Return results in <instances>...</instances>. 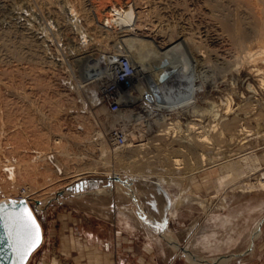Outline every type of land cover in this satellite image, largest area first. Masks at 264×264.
<instances>
[{"label": "rangeland", "instance_id": "rangeland-1", "mask_svg": "<svg viewBox=\"0 0 264 264\" xmlns=\"http://www.w3.org/2000/svg\"><path fill=\"white\" fill-rule=\"evenodd\" d=\"M85 2L86 4L83 5L86 10L83 9V12L88 11L87 17H92L88 19L89 22L81 16L79 9L83 5L78 4V0H0V29L3 27L0 32H4L2 34H5L4 38L6 40L9 38L7 41L11 42L12 40L11 43L17 48L16 51H18L16 52L17 54L13 53L15 56H12V54L9 56L5 51V47L2 46L1 49L0 46L2 50L0 51V86L3 85L0 91V198L20 195V186L30 185V187L34 188L32 190L35 197L31 199V204L43 226L44 232V240L41 246L32 254L27 264H105L107 261L103 258H98L96 246L89 243V239L83 229V225H88L96 220V216L93 214L97 210L94 208L96 197H102V208H110L114 204L117 205L118 210L119 207L120 209H124L122 207L126 208L127 206L131 212L134 210L132 206H128L127 204L125 206V203H122L120 196H118L124 195L123 191L132 194L135 191L140 193V203L147 206L148 210H152L153 204L150 201L149 195L157 193V196H160L156 202L159 206L157 217L163 220L168 209V201L171 198L164 185L158 182V178L166 176V179H170L173 175L178 176L176 178L179 180L177 184L170 182L172 184L170 186L174 190L173 192L178 194L194 193L195 201L189 204L188 208L182 206L183 216L181 219L171 222V230H169L171 233L174 232L178 237L180 236L181 242H186L192 236L195 237L202 233L205 227L206 230L217 229L218 235L221 237H225L229 233L234 234V229H239L243 231L242 237L236 244L227 245V248L222 252L216 253L209 250H200L199 248H194V252L203 258L222 255L220 259L223 262L218 264H264V209L263 211L258 209L252 212L250 219H246L248 212L243 210L235 222L226 229L216 225L214 219L211 218L214 214L227 213L233 211L235 208L242 209L247 205L264 199V190L257 189L260 188L258 181L264 171V112H262L264 111V83L261 81L264 79V58L255 56L257 58H253L256 59L255 61L240 62L237 65L238 68L235 66L234 69H225L222 64H219L222 62L221 55L219 54L225 52V48L228 47L227 41L225 39V41L222 40L223 42L219 40L221 42L219 44L212 41L213 37L217 36L216 30L218 26L216 21H213V18L206 14V8L202 0H86ZM129 2L136 5L139 4L142 7L150 6L151 9L156 8L158 10L159 8L158 12L157 10L155 12L151 11L150 15L154 14L153 16H149L154 21L155 26L153 28L157 27V32H159L160 28H164V30L175 29L176 36L174 42L186 38L188 59L190 65L193 67L194 75L189 77V80L182 77L179 79L175 78L174 85L172 84V87L169 86L170 94H167V97L171 100L178 98H186L187 100L194 95V98L191 103L174 109L153 108L152 112L158 117L162 118L165 115L168 121L180 119L184 131L179 132L178 136L173 135L176 133L174 132L173 136L168 135L170 138L167 136L168 139H163L164 141L162 140V142L160 141L161 139H155V142L158 141L161 144H156L158 145L157 147L156 145L155 147H150L147 153L151 152L150 156L143 161L147 166L145 169L148 168L147 174L150 176L131 175L132 177L129 180L137 178L134 179L130 186H127L125 183H120L113 179L114 171L120 172L122 174L120 176L123 178L130 176V172L142 174L143 171L137 172L133 169L135 166L131 165V163L127 164L130 160L132 164L142 161L141 159L138 160L135 155L133 157L137 160L132 156H127L129 153H126L124 157L117 155L108 136L113 127H120L113 124L112 121L115 116L119 115L125 105H122L120 110L113 112L106 103L100 100V85L102 83L97 80V82L88 84V77L85 74V67L87 65L85 63L88 64L93 58L99 57L104 52L106 55L111 56L113 51L117 53L124 51L125 46L123 42L116 39L117 36H115L117 31L120 30L117 27H115L116 29L111 27L110 31L115 30L116 34L111 32L112 36L107 37V48H103L102 43L98 42V40L100 41L101 37L105 35L101 33H106V31L101 30L99 21L106 14H109V8L112 4L118 5L119 3V5H122L121 3H123L124 7H127ZM152 4L155 6L153 7ZM157 4L160 5L157 6ZM56 11H59L57 14L62 19L55 17ZM159 12L163 14L160 16L158 15ZM157 16L160 17L158 18ZM214 22L216 25L213 24ZM94 24H96V29L98 27V31L94 30ZM5 31L8 32L5 33ZM152 31L155 32L154 29ZM113 34L115 37H113ZM11 35L12 37H10ZM25 36L29 39V42ZM249 37L247 43L252 49H256L261 44H264V38L256 34H252ZM0 38V43H2V39H4L3 35ZM25 40L26 47H24ZM32 40L34 41L33 43ZM21 41L24 43H21ZM119 43L121 45L120 50L119 48L117 49ZM2 44L4 45V41ZM22 45L24 46L22 47ZM26 49H31L34 56ZM24 51H27V53ZM218 51L220 52L219 54ZM22 54L26 55V58ZM38 54L42 56L40 55L41 57H39ZM19 56H22V58H19ZM29 57L32 59H29ZM78 84L83 85L81 93L77 92ZM76 96L79 101V107H75L72 100ZM24 102H26V105ZM27 102L30 103L28 104ZM229 103L232 105V111L226 115H237L246 130H244L243 135L241 134L238 139H233L229 143L224 141L225 144L221 141V144L218 143L220 148L217 147V144L215 145L217 148H210L208 150L209 158L206 161L202 160L204 161L202 165L199 157V152L202 150L201 147H194V152H191V148H186V140L187 136H189L187 135L189 132L187 124L190 121H195L203 125L205 124L206 129H209V126L211 129L212 125L210 123L215 124L217 121L214 120L212 113L210 114V110L212 108H219L221 112H224ZM57 105L61 106L58 112L54 110V107ZM133 106L142 114L144 123H148V120L151 119L152 123L150 124V129H148L146 140L153 139V136L155 137L164 127L163 123L158 121L153 122V118H151L153 114L149 113V109L140 103H134ZM29 109H32L33 112ZM79 109L88 116V119L78 116L77 110ZM201 111L203 112L202 114ZM28 113H32L31 116H33L34 122L38 126H34V122L30 123ZM42 115L43 118H41ZM84 120L90 122L88 129L90 132L93 129L101 128L100 130H103L104 139L106 138L105 144L109 148L108 153H111L109 156L108 153L103 155L100 151L99 137H96L95 145L80 141V135L84 134L86 130ZM135 120L139 119H133L134 122H136ZM51 124H57V129H61V131L53 128ZM38 130L40 134L44 130L49 135L50 149L46 142H40ZM71 132L75 136H71ZM57 133L64 135V140L60 141L63 145L60 142L56 143L54 138L58 136ZM67 136L71 144V151L78 153L72 154L69 158H64L60 156L64 148L62 147L64 146V142L68 141ZM182 137H186V139L183 140ZM173 138L175 139L172 141ZM51 140L55 142L53 143ZM130 141L133 140L131 139ZM46 145L47 147H45ZM42 148L45 149L44 152ZM58 150L61 151L59 152ZM38 151L40 152L39 154H46V159L35 160L36 156L39 155L36 153ZM81 152H83L82 155L90 154L91 156L81 159L79 156ZM163 153L166 157H163ZM173 154H179L178 156L183 159L182 164H185L184 168L180 170L174 168V164L171 161ZM227 159L229 162H234L238 165L235 170L224 174L218 162H227ZM8 160L13 162V171L15 170L17 178L22 179L18 181L19 183L16 187L12 188L3 187V175H1L4 169H7L4 164ZM29 161L33 163L31 172L26 174L28 176L20 175V168L23 169L24 164ZM33 161H35L36 166ZM205 163L208 165L205 166ZM203 167H208V169L201 171ZM193 173L195 174L194 176ZM81 180H84L85 187L84 189H77L75 185ZM125 181L127 182L128 180L125 179ZM247 182L254 184L255 189L243 191L247 188ZM222 185H224V189L218 191V187ZM92 187L94 190H92ZM64 189H67V191L61 194L60 192ZM163 189L167 192V196L164 194L165 191ZM82 190H88L89 192L81 193L80 191ZM218 196L221 198H218ZM200 197L206 198V208H203L198 202ZM39 199L40 203L38 204L36 200ZM151 214L149 213V216ZM210 215L212 216L210 217ZM258 220L260 222L256 223ZM259 226L262 231L255 238V252L250 253L251 250L248 251L247 249L250 247L249 244L252 241V236L256 233ZM126 235L122 234L121 236L125 237ZM140 238L142 240V235ZM195 238L194 242L196 241ZM168 253L177 254L175 260L168 263V260L161 259L159 264H199L187 260L184 254L175 252L171 247ZM226 257L229 258L224 259ZM110 263L117 264L116 261ZM146 263L147 260L142 259L139 263L135 264Z\"/></svg>", "mask_w": 264, "mask_h": 264}, {"label": "bare ground", "instance_id": "bare-ground-1", "mask_svg": "<svg viewBox=\"0 0 264 264\" xmlns=\"http://www.w3.org/2000/svg\"><path fill=\"white\" fill-rule=\"evenodd\" d=\"M85 1L86 0H84V2ZM159 1H161V0H159ZM202 1L204 2V6L206 8V14L209 17L213 18L212 20L213 21L215 20L216 24L218 26L217 30H216L217 31L216 32L217 36L215 35L216 37H213L212 41H215L214 43L218 42V44H219L220 41L223 42L222 40H224V39L227 41L228 47L226 46L227 48H225V52H224V50H223L224 53H222V52L220 53L218 51V54L220 53L219 55H221L220 57L222 59V62H220V63L218 62L219 64H222V66L225 69L226 68L227 69H232V68L234 69V67L239 65L240 62L245 63V62H250L252 60L255 61L257 59L255 56H261V57L264 58V44H261L256 49H252V48H250L249 44L247 43V41H249L248 38H250L249 36L252 35V34H256L259 37L264 38V0H202ZM81 2H83V0H78V4H81ZM84 2L81 5L86 4V2L85 3ZM47 4H49V3H47ZM78 4H77V6H78ZM121 4L122 5H119V3H118V5L117 4H112L111 7L109 8V14L108 15L106 14L105 17H102L101 20L99 21V25L101 27V30L106 31L107 35H106V33H101L100 32L101 34H103V35L105 34V35L102 36L99 33L100 36H102L104 38H102V37H101V39L98 38V39H100V41L98 40V42H101L103 48L106 49L107 45H108L107 37H111L112 36L111 32L115 33V30L110 31L111 27H114V28L117 27L118 29H120L119 31H117V34L115 33L116 34L115 36H117L116 39H118V40L123 42V44H124V46L126 48V49L124 48L123 52L130 57L133 65L135 67L134 73L130 76V81L128 83V84H130L129 91L126 92V95L122 96V98H121L122 105H125V107L123 109H121V112L119 113V115L117 117L115 116L114 120L112 121L113 124L119 125L121 128L123 127V129L126 130L127 136H128V143L127 144H125L124 146L113 147L115 153L117 155H121L123 157H124V155H126V153H129V155H127V156H129V157L132 156L133 157L135 155L136 158H138V160L141 159V161H142V162L139 161L140 163L139 162L136 163L132 159L136 163V164L134 163L135 165L132 164V162H130L131 160L129 161V163H127V164L131 163V165L135 166V168H133L135 171H137V172L138 171L139 172L143 171L142 174H138V173L136 174V173H131L130 172V174H129L130 176L123 178V177L120 176V175H122L120 172L114 171V173H113L112 177H113L114 180H117L120 183H125V179H127L128 181L125 184L127 186L128 185L130 186V184L133 183L134 179L137 178V177H135V178H132V179L129 180L130 177H132L134 175H141V176H147V177L150 176L149 174H147V169L148 168L145 169L147 166H146V164L143 161L145 160V158L150 156L149 154L151 152L149 154H147L149 152L150 147H152V146L155 147V145L158 144V143L161 144L158 141L155 142V139H157V138L161 139L160 141L162 142V140L166 139L168 135H172L174 132H176V133H174L173 135H177L179 132H183L184 131V128L182 127L183 124H182L180 119H178L176 121L175 120L174 121H168V120H166L167 118L165 117V115L162 118L158 117L155 113L152 112L153 108L174 109L176 107L191 103L193 98H194V95H192L191 97H189L190 99L188 98L187 100H186V98H178L176 100H171L170 98L167 97V94H170L169 85H166V86L163 85L162 86V85L157 84V77L161 73H163L165 71H173L172 75H174V77L177 78V79H179L180 77L188 79L189 77H192L194 74H193V69H192L193 67H192V65H190V62H189V59H188L189 58V54H188V46H187L186 38L182 39L181 41H175L174 42V38L176 36L175 29L164 30V28H160L159 32H157V27L153 28V26H155V24L153 23L154 21H153L152 17L150 18L149 16H153V14H154L153 12H155V10H157L156 8L151 9L150 6H149L150 8L148 6L147 7H145V6L142 7L139 4L136 5V4L130 3V2H129V4H127L128 5L127 7H124L123 3H121ZM81 5H79V6L81 7ZM141 5H142V3H141ZM159 5L157 4V6H159ZM152 6H153V4H152ZM83 9H84V5H83L82 8L79 9V12H81L80 13L81 16L85 20L88 21V19L92 18V17H87L88 16L87 15L88 11L87 12L85 11L86 12L85 13L83 11L86 10V9H84V10ZM158 10H159V8H158ZM158 10H157V12H158ZM151 11H153L152 12L153 14L150 15ZM53 12H55V11H53ZM161 12H159L160 14L158 13V15L161 16L163 14V13L161 14ZM57 13H59V11L58 12L56 11L55 17H60V15L57 14ZM7 21H9V20H7ZM59 21H60V19H59ZM213 21H211V22H213ZM213 24H215V22ZM94 25H95L94 26L95 27L94 30L98 31V27L96 29V24H94ZM107 27H110V28H107ZM153 29H154L155 32L152 31ZM5 30H6V28H5ZM64 30H67V29H64ZM2 32H0V36L3 35V38H4L5 34H2ZM6 32H8V31H5V33ZM7 36H8V33H7ZM68 36H69V34H68ZM115 36L113 34V37H115ZM10 37H12V35ZM25 38L27 39V41L29 40L26 36H25ZM4 39H2L4 41V45L2 44L3 41H2V43H0V44H2V45H0L1 49H2V46H4L5 47V51H6V53L9 54V56L11 54H12V56L13 55L15 56V54H17L16 52H18V51H16L17 48L14 47L13 43H11L12 40L10 39L11 42H9V41H7L9 38L7 40L6 39L4 40ZM22 41H24V40H22ZM22 41H21V43H24ZM33 42L34 41L32 40V43ZM96 42H97V40H96ZM38 43H40V42H38ZM34 45H35V43H34ZM23 46L24 45H22V47ZM26 46H27V44H26V40H25V46L24 47H26ZM103 48H101V49H103ZM215 48H216V46H215ZM1 49H0V51H2ZM35 49H37V48H35ZM27 51H24V52L27 53ZM29 51H30L29 53H31L34 56V53L32 52L33 51V47H32V51H31V49ZM83 52H84V50H83ZM3 53H4V51H3ZM13 53H15V54H13ZM26 53H24V54H26ZM207 53H209V52H207ZM20 54H21V52H20ZM40 55H39V57L42 56V55L41 56ZM118 55H119V53H117L116 51L115 52L113 51V54L111 56L106 55L105 52H104V54L100 55L99 57L93 58L92 61H90L88 64L85 63V65H87L85 67V74H87V77H88V84L92 83V82H95V81L97 82V80H98L99 82L102 83V85H100L101 88L103 86L108 85L110 83V81H112L113 69H114L115 61H116ZM24 57L26 58V55ZM254 57L256 59H253ZM19 58H22V56L21 57L19 56ZM32 58L29 57V59H32ZM92 63H93V65H92ZM237 68H238V66H237ZM261 81H263V83H264V79L261 80ZM2 86H0V91H1V87ZM77 89H78L77 92L81 93L82 90H83V85L82 84H78ZM148 94H151L153 96V100L152 101L147 99V95ZM28 99H30V98H28ZM72 100L74 101L73 103H74L75 107H79L80 106L79 105V101L77 99V96L73 97ZM77 101H78V104H77ZM137 102L140 103L142 106H145V107H147L149 109V111H150L149 113L153 114V117H151V118H153V122L154 121H156V122L158 121V122H162L163 123L164 127L157 133L158 136L156 134L155 137L153 136V139H151V140H149V139L146 140V139H147V135H148V129H150V127H151L150 124L152 123V121H150L151 119H149V120L147 119L148 123H144V119L142 117V114H140L139 110H136V107L133 106V104L137 103ZM24 103L26 105V102H24ZM31 104H33V103H31ZM32 106H34V105H32ZM32 108H34V107H32ZM60 108H61V106L57 105V106L54 107V110L58 112ZM238 108H240V107L238 106ZM219 110H220L219 108L218 109H213L212 108L210 110L211 111L210 114L212 113V116H214V120L217 121V123H215V124L210 123L212 125L211 129H210V126H209V129H206L205 124L203 125V124H201L199 122H195V121H193V122L190 121L187 124V129L189 130V132L187 130L186 131L189 133V134L187 133V135H189V136L186 135L187 136V140H186L187 141L186 142L187 145H186L185 142H183V144L185 143V145L187 146L186 148H191L192 149V151L190 149L191 152H194L193 150L196 147H201L202 150L201 151L199 150L200 151L199 152V157H200V160L202 162V163L201 162L200 163L202 165H203L204 161H206V159L208 160V158H209L208 157V153H209L208 150L210 148H212V147L220 148L218 146L219 145L218 143H220L221 141L223 143H224V141L226 143H229L233 139H238V137H240V135L242 133H244V130H246L245 127L241 124V122L238 119L237 115H226V114H229L232 111V105H230V103L228 104L226 111L221 112V110L220 111ZM27 111H28V109H27ZM30 111H32V109ZM194 112H196V111H194ZM262 112H264V111H262ZM29 113H28V118H29L30 123L32 124L34 122V118H33V116H31L32 113L31 114H29ZM34 113H35V111H34ZM77 113H78V116L80 118L88 119L87 118L88 116L86 114L82 113L80 111V109L77 110ZM202 113L203 112L201 111V114ZM260 117H261V115H260ZM41 118H43V115H42ZM102 119H103V117H102ZM133 119H139V120H137V121L135 120L136 122H134ZM96 120H98V119H96ZM42 121H43V119H42ZM83 122L85 124L86 130L84 131V134L80 135V139H81L80 141L81 142L85 141V142H87L89 144H94L95 145L96 137H99L100 138V141L98 140L99 141V146H100L99 149H100V151L102 152L103 155L107 154L109 152V148L105 144L106 143L105 142L106 138L104 139L105 136H103L104 135L102 133L103 130L101 131L100 130L101 128L100 129H96V130L93 129V131L90 132L88 130L89 126H90V122L89 121H85V120ZM103 123H105V122L103 121ZM34 124H33L34 126H38V125H36L35 122H34ZM57 124H54V125L51 124V126L53 128H55V129H57ZM58 128H60V127H58ZM57 130L61 131V129H57ZM43 132H44V130H43ZM43 132H41V134H40L39 130H38V133L40 134L39 140H40V142H44V143L46 142L48 144V148H49V144H50V142H49L50 139L48 138L49 135L46 134V132H44V133ZM63 136L64 135L58 134V136H56L54 138L56 143H58L60 141H63L64 140ZM71 136H75L74 133L71 132ZM180 137H181V135H180ZM67 138H68V141L67 142L65 141L64 142V146H62V147H64L63 150L62 151L58 150L59 152L60 151L62 152L60 157L69 158L72 154H77L78 153V152L74 153L73 151H71V149H70V145L71 144L69 142V137L67 136ZM131 139L133 141H130ZM174 139L175 138H173L172 141ZM185 139H186V137L183 138V140H185ZM51 141H53V143L55 142L54 140H51ZM61 144L63 145V143H61ZM180 144H181V142H180ZM216 144H217V147L215 146ZM158 145H156V147ZM43 146H44V144H43ZM53 146H54V144H53ZM45 147H47V145ZM39 148H41V146H39ZM153 148H151V149H153ZM158 148H156V149H158ZM240 148H242V147H240ZM60 149H61V146H60ZM161 150H162V147H161ZM44 151H45V149H43V152ZM58 151H56V152H58ZM153 152H154V150H153ZM36 153L39 154L40 152L38 151ZM56 154H58V153H56ZM82 154H83V152H81L80 155H79L81 159L84 158V157H87V156H91L90 154L89 155H82ZM109 154H111V153H108V156H109ZM196 154L198 155V153H196ZM178 155L173 154L172 157H171V161H172V164H174V168L180 170L181 168L185 167L184 166L185 164L184 165L182 164V160L183 159L181 157H179ZM74 157H76V156H74ZM163 157H166L165 154L163 155ZM212 157H214V156H212ZM133 158H135V157H133ZM37 159H40V160L46 159V154H39L38 156H36L35 160H37ZM217 159H215V160H217ZM190 160H192V159H190ZM202 160H204V161H202ZM118 161H119V159H118ZM120 161H122V160H120ZM126 161H127V158H126ZM250 161H251V159H250ZM33 162H34V165H35V161H33ZM12 163L13 162L8 160L4 164L5 167H7V169H4V171L2 170L3 172H2L1 175H3L2 176V180H3V187L4 188L5 187L6 188L16 187L18 185V183H19L18 181L20 180V178L19 179L17 178L15 170L13 171ZM218 163H220V168H221V170H223L224 174L227 173V172H230L231 170H235V168H237V165H238L237 163L229 162V160L227 162L220 161ZM38 164L40 165V163H38ZM15 165H16V163H15ZM149 165H151V164H149ZM207 165L208 164H206L205 166H207ZM199 166H200V164H199ZM17 167H18V165H17ZM32 167H33V163L32 162H30V161L26 162V164H24V167H22L23 169H21L19 167L20 168V170H19L20 173L19 172H17V173H19L22 176H24V175L28 176L26 174H28V172H31V168ZM91 168H93V167H91ZM43 169H41V170H43ZM130 169H132V168H130ZM163 169H165V168H163ZM171 169H169V170H171ZM206 169H208V167H203V168H201V171L202 170H206ZM150 170H152V169H150ZM162 171H164V170H162ZM201 171H199V172H201ZM20 175H18V176H20ZM194 175L195 174L193 173V176ZM116 176L121 177V179H123V181L116 179L115 178ZM165 177L166 176L158 178V182L161 185H164L166 191H168V193L170 194V198L171 199H170V204L168 205V209L166 211V215L168 217V221L169 222H173V221H176L178 219H181V217L183 216V210H182L183 208H182V206H185V207L188 208L189 204L194 203L195 197L193 195L194 194L193 192H192L193 194H190V193H186V194L180 193V194H178L176 192H173L174 190L171 188L170 185H172V184H170V182H175L177 184V182L179 181L177 179L178 176H174L173 175V177L171 176L172 179L171 178L170 179H166ZM187 177H188V175H187ZM25 178H27V177H25ZM23 179H24V177H23ZM159 183H156V184L160 185ZM186 183H185V186H186ZM258 183L260 184V186H259L260 188H257V189L264 190V171L262 172V176L260 177V180L258 181ZM246 187L248 189L245 188L243 191H252V190L255 189L254 188L255 187L254 184H252L251 182H247L246 183ZM32 189H34V188L30 187V185H27V186H24V187L20 186L21 194L16 196V197H26L28 199V201L31 203V199H33L35 197L34 196L35 195L34 191ZM184 189H187V188H184ZM223 189H224V185H222L221 187H218V191L223 190ZM92 190H94V188ZM133 191H135V190L133 189ZM166 191H165V193L162 191V193H164L167 196L168 194H167ZM12 197H15V196H12ZM219 197L220 196H218V198ZM198 202L201 204V206L203 208H206V205H207L206 204V198L200 197L198 199ZM124 205L126 206V204H124ZM213 205H214V203H213ZM122 208H124V206ZM126 208H128V207L126 206ZM258 209L260 211H263V209H264V199H262L260 201H257L254 204L252 203L250 205H247L245 208H242V209L235 208V209H233V211H229L227 213H217V214H214L213 216L210 215V217L212 216L211 218L214 219V221L216 222V225L226 229V228H228L229 226H231L235 222L236 218L239 216L240 213L243 212V210L244 211L246 210L248 212V216H247L246 219H250L252 212H254V211L258 210ZM117 210H118V208H117ZM119 210H120V207H119ZM127 210H129V209H127ZM125 212L127 213V211H125ZM126 213L117 212V219L119 221V224L123 228L125 227V228H127L129 230H133L134 229V223H133L134 219L132 220L130 218L131 215L129 216L128 213L127 214ZM169 222H168V224H169ZM258 222H260V221L258 220ZM164 231H165V229H164ZM164 231L161 234L162 237L164 239L170 241L172 244H174L176 250L180 251L182 254H184L185 256L190 257L191 259H196V258L200 259V258H202L201 255H199L196 252H194V248L197 247L200 250H209L211 252L220 253L223 250H225V248H227L226 247L227 245L236 244L239 241V239L242 237V233H243L242 230L234 229V231H235L234 234L229 233L225 237H221L220 235H218L219 232H218L217 229L213 228V229L206 230V227H205V230L202 233H200L198 236H195L196 238L194 236H192L188 241L183 243V242H180L181 241V239H179L180 236L178 237L174 232L171 233L169 231V229H168L169 233L164 234ZM194 238L196 240L195 242H194ZM43 240H44V237H43ZM251 243L252 244L247 249L248 251L252 250L254 245H255V237H254V235L252 236ZM227 258H224V259H227ZM217 259H214V260L211 259L210 260V259H206L205 258L204 261H206V262L207 261L208 262L212 261L213 262V261H217Z\"/></svg>", "mask_w": 264, "mask_h": 264}, {"label": "crops", "instance_id": "crops-1", "mask_svg": "<svg viewBox=\"0 0 264 264\" xmlns=\"http://www.w3.org/2000/svg\"><path fill=\"white\" fill-rule=\"evenodd\" d=\"M86 191L88 190H82V192ZM123 192L124 195L118 196H120L122 203L132 206L134 210H132L131 212L130 208L129 210H127L128 208L125 207L124 209H120L117 211V205L114 204H112L110 208H102V197L92 196L96 197V205L94 206V208H96L97 210L93 213L96 216V220L89 223L90 225H83V229L86 233L85 235L89 239V243L96 246L98 251L97 255L99 256L98 258L105 259V261H107L105 262V264H111L110 262L114 261H116L117 264H135L139 263L142 259L147 260L146 264H159L161 259L168 260V263L173 262L177 257V254H169V248L171 247L175 252H181L176 250L174 244L164 239L162 235L158 233L159 224L162 222V220L157 217V210H159V206L156 202L157 198H160V196H157V193H154L155 195H149L150 201L153 204L152 210H148L149 208H147V206L140 203V193L134 192L132 194L127 191ZM168 202L170 204V201ZM91 207L93 208V206ZM124 210L127 211L129 216L131 215L130 218L132 220L134 219L133 230H129L125 227L123 228L119 224V221L117 219V212L126 213ZM149 213H152L153 215L151 214L149 216ZM170 224L171 222H169V224L166 226V228L169 230H171ZM167 229L164 231V234L169 233ZM261 231L262 230L260 226L257 227L254 237L256 238V236L259 235ZM122 234L127 235L123 237L121 236ZM141 235L143 237L142 240L140 238ZM251 244L252 243L250 242L249 245ZM255 248L256 244L254 245V248L250 251V253L255 252ZM185 257L187 260L199 264H218L220 262H223L220 259L222 255L212 258H206L210 260L218 258L217 261L213 262H206L204 261L205 258L203 257L200 259H191L188 256Z\"/></svg>", "mask_w": 264, "mask_h": 264}, {"label": "water", "instance_id": "water-1", "mask_svg": "<svg viewBox=\"0 0 264 264\" xmlns=\"http://www.w3.org/2000/svg\"><path fill=\"white\" fill-rule=\"evenodd\" d=\"M173 71H165L157 77V84L172 86L175 77ZM147 98L152 101L153 96L147 95ZM118 180H122L121 177H115ZM126 183V181H125ZM85 182L80 181L75 185L77 189L84 188ZM67 189L62 190L63 194ZM39 204L40 200H36ZM25 209L29 210L35 220L36 225L39 228V242L34 249L25 257L21 259V251L23 250V236L16 221V217L19 213ZM168 217L165 215L162 222L159 224L158 233L162 234L166 226L168 225ZM44 232L43 226L36 214L32 204L26 197H5L0 199V264H27L32 254L41 246L43 242Z\"/></svg>", "mask_w": 264, "mask_h": 264}, {"label": "built area", "instance_id": "built-area-1", "mask_svg": "<svg viewBox=\"0 0 264 264\" xmlns=\"http://www.w3.org/2000/svg\"><path fill=\"white\" fill-rule=\"evenodd\" d=\"M121 49L120 43L117 49ZM135 67L128 55L119 52L113 69L112 81L100 90V100L106 103L113 112L120 110L122 106V96L129 91L130 76L134 73ZM109 141L114 147L124 146L128 143L126 130L113 127L109 132Z\"/></svg>", "mask_w": 264, "mask_h": 264}, {"label": "snow or ice", "instance_id": "snow-or-ice-1", "mask_svg": "<svg viewBox=\"0 0 264 264\" xmlns=\"http://www.w3.org/2000/svg\"><path fill=\"white\" fill-rule=\"evenodd\" d=\"M16 221L19 223L23 236V250L20 255L21 259H24L39 242V228L27 209L17 215Z\"/></svg>", "mask_w": 264, "mask_h": 264}]
</instances>
